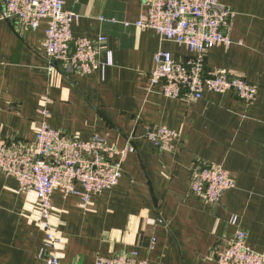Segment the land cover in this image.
I'll return each mask as SVG.
<instances>
[{"label": "crops", "instance_id": "1", "mask_svg": "<svg viewBox=\"0 0 264 264\" xmlns=\"http://www.w3.org/2000/svg\"><path fill=\"white\" fill-rule=\"evenodd\" d=\"M62 1L77 15L74 37L106 39L99 67L78 75L60 63L49 74L47 21L20 33L0 18V140L32 143L47 101L52 129L82 141L97 136L119 150L131 139L135 151L122 163L118 185L93 196L86 209L78 196L53 193L60 264L133 253L148 264H217L237 230L246 233L250 250L264 254V0H215L235 16L223 29L230 45L212 48L205 59L207 69H231L257 85L249 106L232 93L204 92L185 103L148 92L154 55L188 52L133 25L146 13L144 1ZM152 126L179 133L171 152L144 138ZM201 163L222 167L235 181L218 204L191 195V170ZM18 188L0 173V264H41L44 235L32 220L31 198Z\"/></svg>", "mask_w": 264, "mask_h": 264}, {"label": "built area", "instance_id": "2", "mask_svg": "<svg viewBox=\"0 0 264 264\" xmlns=\"http://www.w3.org/2000/svg\"><path fill=\"white\" fill-rule=\"evenodd\" d=\"M142 1L147 4L146 13L133 25L140 30H151L160 41L175 43L188 52V57L175 58L159 50L154 55L153 71L147 76L148 92L156 90L165 98L185 103L201 100L204 92L232 93L247 106L257 101L256 84L245 81L231 69L209 70L205 66L212 48L230 45L223 29L235 16L234 11L215 0ZM0 5L3 7L0 18L9 21L20 33L34 31L42 20L47 21L43 49L49 74L60 63L78 75H90L99 67L97 58L106 39L99 37L92 42L74 37L71 26L77 15L65 11L62 0H0ZM46 103L39 109L40 120L32 143L0 140V173L15 179L18 192L32 200L35 215L32 220L44 235L39 254L41 264H60L63 241L52 221L53 193L63 198L78 196L79 206L86 209L93 196L118 185L121 165L135 149L131 139L119 150L97 136L82 141L52 129ZM144 138L153 148L171 152L180 135L163 126H152L145 128ZM189 188L199 201L215 205L226 191L235 188V181L222 167L201 163L191 170ZM216 262L264 264V254L250 250L246 233L237 230ZM94 264L148 263L133 253L97 257Z\"/></svg>", "mask_w": 264, "mask_h": 264}]
</instances>
